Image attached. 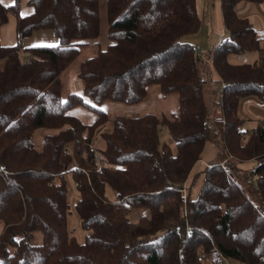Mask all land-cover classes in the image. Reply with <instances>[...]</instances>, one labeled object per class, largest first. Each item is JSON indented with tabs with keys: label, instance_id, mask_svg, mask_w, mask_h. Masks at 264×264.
<instances>
[{
	"label": "trees",
	"instance_id": "obj_1",
	"mask_svg": "<svg viewBox=\"0 0 264 264\" xmlns=\"http://www.w3.org/2000/svg\"><path fill=\"white\" fill-rule=\"evenodd\" d=\"M240 1L219 0L225 34L202 55L182 39L199 28L196 0H105L104 48L98 0H27L26 15L0 3L17 38L0 43V264H264V118L244 128L237 113L241 98L264 99V48ZM41 28L55 43L23 46ZM88 44L99 48L77 64L81 88L64 94L60 75ZM246 51L257 58L228 61ZM154 85L175 110L100 106L137 104ZM206 143L215 154L195 170ZM68 172L82 240L67 225Z\"/></svg>",
	"mask_w": 264,
	"mask_h": 264
},
{
	"label": "crops",
	"instance_id": "obj_2",
	"mask_svg": "<svg viewBox=\"0 0 264 264\" xmlns=\"http://www.w3.org/2000/svg\"><path fill=\"white\" fill-rule=\"evenodd\" d=\"M99 2V44L106 43V14L105 0ZM13 0H3V4L11 5ZM196 6L200 17V25L196 32L205 28L206 36L209 37V44H216L225 34L222 24V15L219 0H196ZM18 11L20 15H26L32 11V6L27 0H19ZM236 11L240 16L247 17L260 37L259 45L264 48V0L259 2L240 1L236 6ZM191 34V33H190ZM16 16L13 12L7 13L6 21L0 26V43L4 45H12L16 42ZM55 36L50 28H41L33 30L30 35L26 36L23 46L37 44H54ZM229 61V60H228ZM230 62V61H229ZM232 63V62H231ZM4 64V59H0V69ZM211 78L216 84V88L220 83L216 80V75L211 72ZM218 88V90H219ZM237 113L244 119L243 127L252 128L258 119L264 118V99L256 96L243 97L238 102ZM162 127L161 129H163ZM44 134V133H43ZM215 154V147L210 143L205 144L203 155L200 162L196 165L195 170L202 168Z\"/></svg>",
	"mask_w": 264,
	"mask_h": 264
},
{
	"label": "rangeland",
	"instance_id": "obj_3",
	"mask_svg": "<svg viewBox=\"0 0 264 264\" xmlns=\"http://www.w3.org/2000/svg\"><path fill=\"white\" fill-rule=\"evenodd\" d=\"M183 40L190 42L192 45H199L203 50H207L211 48L212 44H209V37L206 36L205 28L202 27L198 32H193L191 34L184 35L182 37ZM101 48L106 47V43L99 44ZM99 47L96 44H88L84 45L81 48L80 54L76 59H74L61 73L60 78L63 84V93L67 94L72 91H79L81 88V82L75 76L76 67L78 62L84 57L94 54ZM26 57L28 53H25ZM228 60L232 63H243V62H252L257 58V53L255 51H246L242 53H234L231 52L227 56ZM214 88H216V84L213 81ZM105 108L109 113L113 112H123L124 114H139L146 111L152 112H170L175 110L176 108V95L174 93L163 95L159 92L156 85L149 89V93L147 96L137 104H133L131 106L112 102L109 100L103 101L100 105ZM81 107V106H79ZM79 112V113H78ZM76 113L82 115V117L90 118L93 114L90 111H87L83 108H77ZM48 131L45 128H37L33 133V140L37 147L41 145L42 135L44 132ZM159 142L161 144L165 143L168 145L171 150H174V142L171 139L169 133L166 128L161 129L159 127ZM255 162L253 160L244 161L242 166L245 168H250ZM66 180V188L69 202V212L67 214V225L71 230L72 234L75 235L79 240L83 239V230L79 225L78 217L74 210V202L77 198V190L75 188L73 178L70 173L65 174ZM195 189V188H194ZM195 191V190H193ZM186 192V189H185ZM106 194L109 198L113 197V193L109 187H106ZM232 264H242L240 262L231 261Z\"/></svg>",
	"mask_w": 264,
	"mask_h": 264
},
{
	"label": "built area",
	"instance_id": "obj_4",
	"mask_svg": "<svg viewBox=\"0 0 264 264\" xmlns=\"http://www.w3.org/2000/svg\"><path fill=\"white\" fill-rule=\"evenodd\" d=\"M194 51L197 55H202L204 50L199 45H195ZM92 158H93V164L96 167V169H100L102 166V163H101L99 153L96 150L92 151ZM197 259H201L200 256H198ZM224 264H229V263L225 260Z\"/></svg>",
	"mask_w": 264,
	"mask_h": 264
},
{
	"label": "snow or ice",
	"instance_id": "obj_5",
	"mask_svg": "<svg viewBox=\"0 0 264 264\" xmlns=\"http://www.w3.org/2000/svg\"><path fill=\"white\" fill-rule=\"evenodd\" d=\"M15 2V0H13V3ZM0 3H3V0H0ZM6 6H9V5H6Z\"/></svg>",
	"mask_w": 264,
	"mask_h": 264
}]
</instances>
